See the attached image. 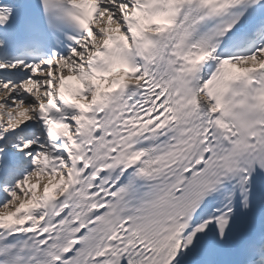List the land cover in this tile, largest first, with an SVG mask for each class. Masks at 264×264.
I'll return each instance as SVG.
<instances>
[{"label": "snow or ice", "instance_id": "1", "mask_svg": "<svg viewBox=\"0 0 264 264\" xmlns=\"http://www.w3.org/2000/svg\"><path fill=\"white\" fill-rule=\"evenodd\" d=\"M0 264H264V0H0Z\"/></svg>", "mask_w": 264, "mask_h": 264}]
</instances>
